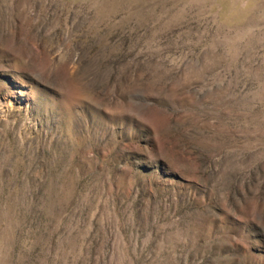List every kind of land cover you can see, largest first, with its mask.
<instances>
[{
  "label": "rangeland",
  "instance_id": "rangeland-1",
  "mask_svg": "<svg viewBox=\"0 0 264 264\" xmlns=\"http://www.w3.org/2000/svg\"><path fill=\"white\" fill-rule=\"evenodd\" d=\"M0 264H264V0H0Z\"/></svg>",
  "mask_w": 264,
  "mask_h": 264
}]
</instances>
